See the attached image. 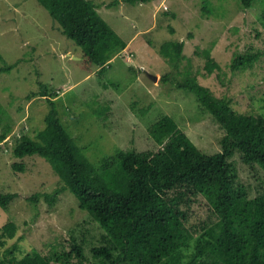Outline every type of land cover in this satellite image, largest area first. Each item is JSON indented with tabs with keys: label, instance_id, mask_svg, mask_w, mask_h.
Returning a JSON list of instances; mask_svg holds the SVG:
<instances>
[{
	"label": "rangeland",
	"instance_id": "374dc122",
	"mask_svg": "<svg viewBox=\"0 0 264 264\" xmlns=\"http://www.w3.org/2000/svg\"><path fill=\"white\" fill-rule=\"evenodd\" d=\"M92 1L100 5L98 13L127 43L102 72L97 67L93 72L82 67L81 49L60 33L37 0H0V67L16 63L9 72H0V135L5 134L0 140V191L23 195L8 208L0 207V226L7 220L18 226L7 246L16 242L27 252H48L62 246L68 249L73 237L83 245L86 263L100 264L90 248L103 241L104 231L78 207L70 191L61 192L52 206L43 198L35 204L24 198L60 185L42 157L15 159L10 154L20 136H33L43 127L50 108L44 96L27 95L39 90V82L58 90L54 97L58 116L95 165L117 149L159 148L148 128L162 115L171 116L202 152H218L224 131L201 108L196 96L177 88L176 82L190 69L216 97L230 99L241 110L262 112L264 26L258 16L264 0H255L248 9L241 8L238 0H150L136 5L119 0L113 7L106 6L113 0ZM204 5L207 13L202 11ZM165 41L184 42L187 59L178 69L157 52ZM203 49L219 65L211 73L199 56ZM236 53H258V57L251 66L232 70L230 62ZM165 74L168 80L161 82ZM95 109L104 110L97 115ZM230 161L238 182L250 196L256 195L262 171L244 164L237 152ZM14 162H23L24 170L13 169ZM208 208L203 197L192 198L187 225L197 229L203 222L214 221Z\"/></svg>",
	"mask_w": 264,
	"mask_h": 264
},
{
	"label": "trees",
	"instance_id": "16d2710c",
	"mask_svg": "<svg viewBox=\"0 0 264 264\" xmlns=\"http://www.w3.org/2000/svg\"><path fill=\"white\" fill-rule=\"evenodd\" d=\"M121 1L136 5L150 0ZM238 1L241 8L248 9L255 0ZM37 2L60 33L81 49V65L86 71L93 72L97 67L102 72L111 57L126 47L127 43L98 13L100 5L92 0ZM119 2L113 0L105 5L113 7ZM201 8L207 13V5ZM258 19L264 26V7ZM183 47V41H165L157 52L178 69L187 59ZM200 54L208 73L219 68L208 49ZM257 57L258 53H236L230 68L251 66ZM15 64L0 67V72H9ZM182 76L176 87L192 92L201 108L224 131L218 152H202L171 116L162 115L148 128L159 148L117 149L95 165L58 116L54 102L58 90L39 82V90L27 95L44 96L50 108L43 127L33 136H20L10 154L15 159L42 157L58 176L60 185L24 198L33 204L43 198L52 206L61 192L70 191L78 207L104 231L103 241L90 248L91 256L100 264H264V103L262 112L241 110L230 99L213 95L192 70L185 69ZM160 80L167 81L168 75ZM103 110L93 112L99 115ZM4 137L3 133L0 140ZM235 152L244 164L254 169L256 165L262 171L254 196L238 182L237 170L230 161ZM11 166L19 171L25 168L23 162ZM19 195L23 196L0 191V207L8 208ZM197 196L206 200L215 220L203 222L196 229L187 223L192 198ZM17 230L13 220L0 226V264H87L83 245L73 237L68 249L62 246L48 252H27L16 242L7 246Z\"/></svg>",
	"mask_w": 264,
	"mask_h": 264
},
{
	"label": "water",
	"instance_id": "95a60500",
	"mask_svg": "<svg viewBox=\"0 0 264 264\" xmlns=\"http://www.w3.org/2000/svg\"><path fill=\"white\" fill-rule=\"evenodd\" d=\"M73 59H78V60H80V57L79 56H75V55H73V56H71ZM151 77H152V79L153 80H155L156 79V77L155 76H152V75H150Z\"/></svg>",
	"mask_w": 264,
	"mask_h": 264
}]
</instances>
